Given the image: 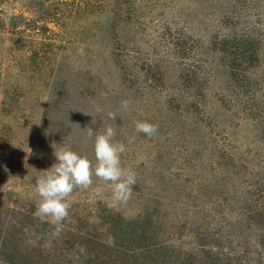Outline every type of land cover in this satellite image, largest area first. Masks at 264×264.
Here are the masks:
<instances>
[{"label": "rangeland", "instance_id": "rangeland-1", "mask_svg": "<svg viewBox=\"0 0 264 264\" xmlns=\"http://www.w3.org/2000/svg\"><path fill=\"white\" fill-rule=\"evenodd\" d=\"M107 125L131 197L54 235L36 180ZM0 264H264V0H0Z\"/></svg>", "mask_w": 264, "mask_h": 264}, {"label": "clouds", "instance_id": "clouds-1", "mask_svg": "<svg viewBox=\"0 0 264 264\" xmlns=\"http://www.w3.org/2000/svg\"><path fill=\"white\" fill-rule=\"evenodd\" d=\"M121 106L128 110L129 102L122 101ZM115 115L113 112L108 113L110 119H114ZM135 130L153 138L158 126L148 121H135ZM86 131L89 138L94 137L95 164L69 147L57 150L53 145L56 163L42 171L35 183V192L39 196L35 214L55 225L54 235L57 236L62 230V222L69 215L68 198L75 188H90L95 176L110 186L113 204L117 205L129 200L136 182V173L121 166L120 156L126 149L124 144L113 142L115 129L107 125L102 132L94 133L90 127ZM96 191L101 189L97 188Z\"/></svg>", "mask_w": 264, "mask_h": 264}]
</instances>
